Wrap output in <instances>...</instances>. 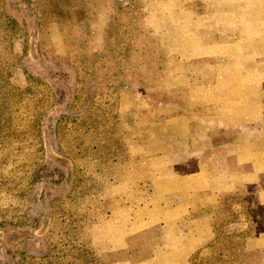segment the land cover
Here are the masks:
<instances>
[{
    "label": "rangeland",
    "instance_id": "374dc122",
    "mask_svg": "<svg viewBox=\"0 0 264 264\" xmlns=\"http://www.w3.org/2000/svg\"><path fill=\"white\" fill-rule=\"evenodd\" d=\"M264 0H0V264H264Z\"/></svg>",
    "mask_w": 264,
    "mask_h": 264
},
{
    "label": "crops",
    "instance_id": "0c3cea01",
    "mask_svg": "<svg viewBox=\"0 0 264 264\" xmlns=\"http://www.w3.org/2000/svg\"><path fill=\"white\" fill-rule=\"evenodd\" d=\"M260 27V29H259V35L260 36H264V25L263 26H259Z\"/></svg>",
    "mask_w": 264,
    "mask_h": 264
}]
</instances>
